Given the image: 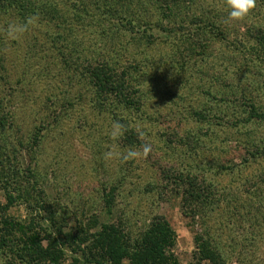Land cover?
<instances>
[{"label":"rangeland","instance_id":"rangeland-1","mask_svg":"<svg viewBox=\"0 0 264 264\" xmlns=\"http://www.w3.org/2000/svg\"><path fill=\"white\" fill-rule=\"evenodd\" d=\"M24 1L26 10L38 3ZM180 10L190 30L177 27L179 32L169 34L156 28V42L150 46L138 44L128 33L105 38L122 42L121 52L97 42L98 51L105 50L103 59L142 65V70H133L144 91L143 109L134 114L143 133L138 146L126 145L112 115L92 100L82 72V57L91 54L88 46L98 33L79 32L72 50L73 45L66 48L56 40V27L19 18L14 8L0 11V116L8 117L0 145L6 149V163L20 170V181L36 194L43 191L47 208L69 218L72 227L75 218L86 223L97 215L109 223L124 216L129 228L140 232L160 214L177 233L173 250L182 264L193 259L195 234L206 230L228 264H264V155L254 157L246 146L247 140L264 145V121L235 126L192 117L194 110L220 114L224 92L237 102L243 91L264 107V71L253 65L254 55L235 51V44L242 47L246 38L252 42L256 30L264 27V0H257L256 9L241 21L228 19L226 0H186ZM202 18L213 19L218 31L227 30L228 39L212 31L205 35L209 27ZM210 35L215 36L204 54L199 44L192 46L196 38L207 41ZM231 107L221 110L239 112ZM229 115L225 119L233 118ZM37 129L42 140L35 146ZM145 144L152 147L147 157ZM29 168L34 176H29ZM170 168L204 174L213 186L215 205L196 223L182 212L181 195L165 187ZM113 186L118 194L110 215L104 198L105 189ZM6 203L0 185V207ZM8 214L29 222L24 205L12 206ZM76 257L68 250L61 264H81ZM0 260L30 264L2 249Z\"/></svg>","mask_w":264,"mask_h":264},{"label":"trees","instance_id":"trees-1","mask_svg":"<svg viewBox=\"0 0 264 264\" xmlns=\"http://www.w3.org/2000/svg\"><path fill=\"white\" fill-rule=\"evenodd\" d=\"M185 1L37 0V4H32L34 8L29 7L26 10L24 0H0V11L14 8L18 10L19 18L28 21L39 19L49 26L56 27L59 30L56 40L65 44L66 48L73 45L72 50L77 44L79 32H89L92 35L98 33L99 37L104 36V39L95 37L96 42L94 39L92 46H88L92 52L87 57H82L85 61H82L81 69L92 91V100L98 107L112 115L123 130L126 145L138 146L142 142L143 133L136 124L134 114L143 109L144 91L140 82H136L133 70L134 68L140 70L142 65L139 64L138 67L135 63L118 65L116 57L113 61L103 59L105 50L100 48V53L96 47L99 46L97 42L104 41L109 46L107 50L113 47L121 52L122 42L109 43V39V42L105 40L108 35L113 39L116 35L128 33L138 44L145 43L150 46L156 42V35L153 32L156 28L169 34L190 30L188 28L192 25L186 26L183 18L179 17ZM29 2L31 3V0ZM201 20L209 27V30H205V35L212 31L221 40L228 39L227 30L218 31L217 23L213 19ZM168 27L172 29L167 30ZM213 36L215 35H210L207 41L201 42L196 38L192 46L199 44L198 50L206 52L210 42H213ZM245 40L248 43L242 47L235 44V51L254 55L250 59L253 65L264 71V27L256 30L252 42L249 38ZM69 59L68 57L67 62ZM241 92L242 95L237 102L226 98L225 92L221 93L222 97L219 100L221 105L218 110L220 114L194 110L192 117L203 123H213V119L216 118L220 120L219 124L235 126L240 122L264 121V107L254 101L253 97ZM222 107L227 109L238 107L239 112L235 114L233 110V114L229 115L226 110L222 112ZM228 115L233 118L225 119L224 116ZM5 117L0 116V143L7 129ZM33 140L35 146L40 144L42 140L40 129H37ZM246 144L249 154L254 157L264 155V145L252 143L250 140H247ZM5 150L0 145V185L7 200V203L0 207V249L8 251L19 260H28L30 264L32 262L61 264L68 250L79 256L80 259L76 257L75 261L81 264H123L124 259H127L129 264H182L173 250L177 243V233L165 216L155 215L140 232L131 230L124 216H120L117 222L109 223L100 222L97 215L90 216L86 223L75 218L76 225L72 227L68 222L69 218L60 217L55 210L47 208L48 200L43 191L36 194L31 191V186L23 183L25 180L20 181L23 176L18 168L10 165L9 161L6 163ZM216 166L223 168L222 163H217ZM27 172L30 177L34 176L31 168ZM165 172L168 184L165 187L181 195L184 215L191 218L193 223L198 222L197 218L203 219L207 210L216 202L213 186L203 176L204 174L173 168ZM105 190L107 212L113 215L112 208L116 203L118 191L116 186L111 187L109 191ZM18 204L24 205L30 211L28 223H22L8 214V210ZM211 238L207 230L195 234L196 250L188 264L205 262L228 264L227 256Z\"/></svg>","mask_w":264,"mask_h":264},{"label":"clouds","instance_id":"clouds-1","mask_svg":"<svg viewBox=\"0 0 264 264\" xmlns=\"http://www.w3.org/2000/svg\"><path fill=\"white\" fill-rule=\"evenodd\" d=\"M226 3L229 8L228 19L232 21L245 19L257 7V0H226ZM151 151V145L145 144L143 147V155L147 157ZM0 264H4V262L0 260Z\"/></svg>","mask_w":264,"mask_h":264}]
</instances>
